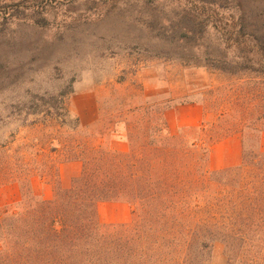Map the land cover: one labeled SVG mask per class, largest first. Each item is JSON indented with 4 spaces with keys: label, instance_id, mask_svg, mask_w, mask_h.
<instances>
[{
    "label": "rangeland",
    "instance_id": "obj_1",
    "mask_svg": "<svg viewBox=\"0 0 264 264\" xmlns=\"http://www.w3.org/2000/svg\"><path fill=\"white\" fill-rule=\"evenodd\" d=\"M233 4L0 0V209L18 210L27 188L38 199L52 198L49 165L62 162L71 147L80 152L86 144L101 143L127 151L125 123H138L140 107H149L153 116L160 109L200 104L208 145L242 127L233 117L235 108L248 111L247 121H252L249 114L264 96V77L206 66L225 67L229 60L242 61L253 47H264V0L245 3L243 13L234 11ZM47 109L64 115L67 125L46 115ZM220 115L222 134L217 136ZM74 118L80 125L76 132L70 126ZM243 130L236 135L241 154L255 149L257 137L264 152V129L260 134ZM199 135L198 130L187 132L188 140ZM227 139L212 153L213 167L235 160V141ZM23 164L36 165L25 179ZM79 170L80 163H60L63 186ZM130 216L124 200L99 206L102 224L127 223ZM223 254L222 245L215 243L211 264H225Z\"/></svg>",
    "mask_w": 264,
    "mask_h": 264
},
{
    "label": "trees",
    "instance_id": "obj_2",
    "mask_svg": "<svg viewBox=\"0 0 264 264\" xmlns=\"http://www.w3.org/2000/svg\"><path fill=\"white\" fill-rule=\"evenodd\" d=\"M250 1L233 0L231 8L243 13ZM260 46L242 61L206 66L264 77ZM259 97L249 114L252 121L248 111L235 108L233 117L242 127L233 134L242 135L244 128L263 131L264 96ZM60 108L69 115L64 102ZM160 110L152 116L149 107H140L139 124L125 123L130 142L125 152L101 143L86 144L80 152L71 147L60 163H80V170L67 186L60 181V163L50 164L52 198L38 199L27 188L18 210L0 209V264H211L215 243L223 247L225 264H264V152L258 135L255 149L242 152L237 165L211 169L212 144L204 141L203 124L173 134L166 109ZM45 114L67 125L58 111ZM222 116L215 124L217 136ZM70 126L76 132L79 119ZM194 130L200 135L188 140L187 132ZM35 166L23 164V179ZM110 200L130 205L127 223L100 222L98 205Z\"/></svg>",
    "mask_w": 264,
    "mask_h": 264
},
{
    "label": "crops",
    "instance_id": "obj_3",
    "mask_svg": "<svg viewBox=\"0 0 264 264\" xmlns=\"http://www.w3.org/2000/svg\"><path fill=\"white\" fill-rule=\"evenodd\" d=\"M203 117H204V109L200 104H197V103L188 104V105H179V106L168 108L164 111V118H165V121L170 131H172L173 128L181 129L184 127L200 126L204 119ZM226 139L227 138L223 139V141L220 140L211 145L210 153H209V168L222 169L226 167L235 166L239 163V160L241 157L240 142L237 136L233 135V136H229L227 140L235 141V148H234V151H233L234 153L232 156L235 158V160L231 162L226 161L218 167H213L211 165L212 153H214V151L217 150V147L223 144L224 141H226ZM119 144L116 143L117 146ZM120 145L122 146V144ZM100 204L98 205V210H99Z\"/></svg>",
    "mask_w": 264,
    "mask_h": 264
}]
</instances>
